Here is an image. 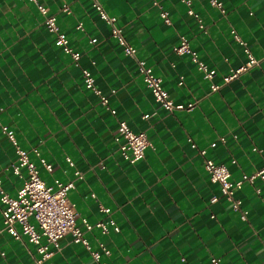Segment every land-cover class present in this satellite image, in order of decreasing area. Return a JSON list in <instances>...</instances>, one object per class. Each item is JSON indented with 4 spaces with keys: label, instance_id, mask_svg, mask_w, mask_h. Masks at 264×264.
Masks as SVG:
<instances>
[{
    "label": "crops",
    "instance_id": "crops-1",
    "mask_svg": "<svg viewBox=\"0 0 264 264\" xmlns=\"http://www.w3.org/2000/svg\"><path fill=\"white\" fill-rule=\"evenodd\" d=\"M39 1L56 15L81 59L74 62L56 45L34 1L0 0L2 120L24 148H37L53 164L47 171L31 152L48 184L67 182L81 171L83 178L69 192L79 222L113 218L119 225V232L103 234L95 227L85 233L94 249L105 245L110 251L100 261L211 264L216 257L221 264H264V180L237 189L243 219L221 197L204 164L206 158L226 164L234 180L264 166V0H221L224 10L209 0H190L198 17L188 13L186 0H101L174 102H196L192 110L173 113L156 102L136 60L124 53L91 0ZM232 30L260 65L226 83L224 78L248 61ZM182 36L217 70L212 81L190 54L174 51ZM83 68L91 71L115 114L85 87ZM213 83L220 86L215 91ZM120 120L149 137L139 161L128 162L120 153L115 140ZM16 158L14 144L0 130V179L12 196L23 183L12 168ZM214 196L217 202L211 201ZM2 221L0 204V227ZM38 257L26 237L0 233V264H38ZM43 264L99 263L68 234Z\"/></svg>",
    "mask_w": 264,
    "mask_h": 264
},
{
    "label": "built area",
    "instance_id": "built-area-1",
    "mask_svg": "<svg viewBox=\"0 0 264 264\" xmlns=\"http://www.w3.org/2000/svg\"><path fill=\"white\" fill-rule=\"evenodd\" d=\"M34 1L40 13L44 17L46 28L55 37V43L63 52L69 55L74 62L79 63L81 53L74 49L71 45L70 39L65 31L57 21L55 14L50 13L49 8L40 3L39 0ZM94 8L98 11L100 17L111 26V35L122 47L124 53L137 62L138 70L143 75L144 81L151 89L156 102L159 106L168 112H176L183 110H192L196 106V102L175 103L171 98L170 93L163 85V80L158 77L152 67L148 66L144 59L137 56V48L133 46L124 34L122 27L117 24V18L110 16L105 9L101 0H91ZM211 5L224 10V4L221 0H209ZM190 6L188 13L192 16L198 17L191 7V1L186 0ZM66 13L71 10L68 6L64 7ZM161 16L168 19V12L164 9L161 11ZM201 27H204L201 24ZM78 29H83V24L77 25ZM235 39L244 46L248 61L232 71V73L224 78L225 82H230L238 77L248 69L260 65V61L254 56L247 42L237 33L232 30ZM96 41V39H92ZM174 51L178 54L188 53L191 59L196 63L204 77L212 81L217 75L216 69H211L203 62L196 50L190 47L189 41L182 36L179 44L174 47ZM82 75L85 87L92 90L100 96L101 103L109 109L113 114L116 113L109 105L108 96L104 95L97 87L95 78L91 71L87 68L82 69ZM212 90H217L220 86L213 83ZM3 108L0 107V130L4 135L14 144L17 158L12 164L14 173L23 179V183L18 189L16 195L12 196L4 189L3 182L0 179V204L2 205V219L3 225L0 227V233L7 231L15 239H23L26 237L29 242L36 246L39 253L37 258L38 264H43L60 248L61 239L68 234H71L73 240L77 243H82L91 253L99 264H108L100 261L102 254H109L110 251L105 245L101 248L94 249L86 237L87 231L93 230L95 227L99 228L103 234H109L111 230L120 231L119 225L113 218L109 220H100L96 223H91L87 218H81L79 222V214L76 210L75 204L69 198V192L76 187V182L83 178L80 170L75 171V177L67 182L60 179H55L53 184H48L40 174L39 165L31 158V152L40 158L41 166L47 171L52 172L54 166L45 157L41 156L40 151L35 148L32 151L24 148L18 141L13 129L2 120ZM115 140L118 142L119 150L122 157L128 162H136L144 158L145 151L150 145V140L145 131L134 132L130 129L125 120L119 121V126L115 132ZM222 140H224L222 138ZM192 142V140L190 139ZM212 145H215L212 143ZM193 147H197L192 143ZM254 150H257L254 147ZM202 155H205L207 149H199ZM70 164L73 161L67 159ZM235 162V161H234ZM206 170L210 173L212 181L220 186L221 197L228 201L234 211L241 212L242 218L246 219V212L242 210L241 200L236 197L237 189L243 187L244 183H254L257 178L264 180V166L253 174L244 173L239 180H234L229 167L226 164L218 163L213 159L206 158L204 161ZM257 192H261V188H257ZM218 196L212 197V202H217ZM101 211L109 213L111 210L108 207H101ZM81 223V224H80ZM211 264H221V259L212 258Z\"/></svg>",
    "mask_w": 264,
    "mask_h": 264
}]
</instances>
